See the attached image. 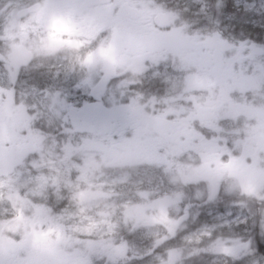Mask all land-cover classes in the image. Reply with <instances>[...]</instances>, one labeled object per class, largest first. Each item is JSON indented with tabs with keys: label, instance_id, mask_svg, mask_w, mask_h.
<instances>
[{
	"label": "snow or ice",
	"instance_id": "obj_1",
	"mask_svg": "<svg viewBox=\"0 0 264 264\" xmlns=\"http://www.w3.org/2000/svg\"><path fill=\"white\" fill-rule=\"evenodd\" d=\"M125 7L121 5V11L114 12L111 0H35L23 13L13 14L3 28V35H0L8 48L7 55L0 59L9 69L11 82L15 83L16 77V72L12 70L26 66L34 57L54 56L61 51H70L73 45L79 48L104 33L106 35L100 39L98 46L88 51L83 59L75 55L73 66L79 64L85 70L80 84L91 86L97 70L103 69L105 87L93 88V93L99 95L106 91V85L117 69L141 75L149 71L148 64L158 67L159 61H166L169 54L174 58L189 57L210 82L207 95L196 102L190 115L181 122L185 128L191 124V131L186 132L183 141L152 138L136 131L135 125L129 121L132 134L128 138L123 131L118 134L111 131L98 133L96 127L80 123L81 114L73 111L59 91L34 88L33 93L41 95L48 105L46 113L26 114V126L37 135L24 145L20 161H27L34 154L43 159L45 138L36 125L38 119L45 115L49 122L53 119L64 121L66 139L62 151L51 161L53 175L28 173L26 183L32 186V193L47 200L51 186L56 190L53 194L58 197L59 186L62 183L70 184L74 169L80 173L79 179L87 181L93 173L104 168L174 170L185 181L206 180L213 189L220 179L227 176L236 181L234 186L249 194L264 188V159H257L254 155L252 163L246 164L247 152L235 155L228 148L227 138L221 143L219 133L224 130L223 125L227 121L218 110L212 111L219 103L216 88L212 86L216 82L221 83L225 98L232 93V85L226 83L229 77L233 83H258L259 89L264 91V75L257 79L258 74H264V48L258 49L255 45L241 42L239 50L246 58L237 70L236 58H229L237 48L223 40L220 33L201 39L199 36H185L183 29L161 32L153 27V14L150 11L135 10L134 14H130ZM127 7L134 8L132 5ZM19 16L24 18L20 19ZM65 36L84 39H62ZM146 39H183L191 43L185 49H164L151 54L138 47ZM240 92L243 95L244 89L241 88ZM0 102L14 103V90L0 87ZM202 110L209 111V118L193 122ZM113 135H117L118 139H113ZM239 143L236 141L237 148ZM185 155L192 163L182 162ZM259 156L264 157V148L259 151ZM32 166L37 167L35 162ZM13 167L0 168V189H8L12 208L11 213L5 208L6 218L0 219V264H94L92 254L102 247L103 241L77 239L74 244L70 243L63 224L64 215L54 214L46 203H34L27 196H21L23 173L15 174ZM99 195L101 193L77 192L76 199L85 203ZM164 207L166 202H161L160 215L153 219L167 222ZM25 209H30V214L26 215ZM144 213L145 209L140 206L128 210V214L137 219H143ZM93 227L77 231L91 234ZM257 243L260 251H264V241L257 240ZM251 245L252 241H248L242 247L251 254L256 252ZM236 251L239 252V249Z\"/></svg>",
	"mask_w": 264,
	"mask_h": 264
},
{
	"label": "clouds",
	"instance_id": "obj_2",
	"mask_svg": "<svg viewBox=\"0 0 264 264\" xmlns=\"http://www.w3.org/2000/svg\"><path fill=\"white\" fill-rule=\"evenodd\" d=\"M33 3L35 0H0V35L13 14L23 13ZM130 5L134 10L150 11L154 25L161 32L183 29L189 34L198 33L201 39L218 32L237 49L245 39L241 32H246L248 26L264 30V0H130ZM104 35L100 34L90 44H82L79 48L73 45L70 51L34 57L26 66L12 70L16 72L15 83L11 82L9 69L0 59V87L14 90V103L24 104L30 114L46 113L48 101L33 93V89L39 87L38 80L71 78L81 81L85 70L79 64L73 66L75 55L83 59L88 51L98 46ZM62 39L82 41L84 38L65 36ZM7 51V42L0 39V57L6 56ZM104 75L103 69H98L95 78ZM152 80H159L160 91L145 88ZM108 86L117 98L123 94L125 103L137 101L158 112L191 103L178 98L165 78H154L149 72L134 75L117 69ZM36 126L44 129L41 131L45 138L44 156L42 159L34 154L19 170L23 173L20 194L34 203L47 204L56 190L50 186L47 200H43L32 193V186L26 183L27 175L29 172L53 175L50 164L62 151L66 136L60 122L57 120L50 125L46 115L38 119ZM219 136L221 143L227 138L233 154H239L235 137L228 130L221 131ZM182 162L192 163L187 155L182 157ZM79 176L74 169L70 184L59 186L56 199L63 207L54 214L64 215L63 224L70 243L74 244L77 239L103 241L102 247L92 254L94 264H264V256L255 252L249 254L242 247L252 241L254 249L248 225L264 238V188L249 194L234 186L236 181L226 176L213 189L206 180L185 181L174 170L169 172L163 168L132 171L104 168L93 173L87 181ZM84 191L101 195L81 203L76 194ZM161 202H166L167 222L153 219L160 215ZM134 206L145 209L143 219L128 214L129 208ZM0 207L7 208L9 213L12 211L6 187L0 189ZM25 214H30V209H25ZM3 218L6 217H0ZM89 226H94L91 234L77 231Z\"/></svg>",
	"mask_w": 264,
	"mask_h": 264
},
{
	"label": "flooded vegetation",
	"instance_id": "obj_3",
	"mask_svg": "<svg viewBox=\"0 0 264 264\" xmlns=\"http://www.w3.org/2000/svg\"><path fill=\"white\" fill-rule=\"evenodd\" d=\"M111 2L114 5V12H120L121 5H125L127 12L130 14L135 13L134 9L127 7V5H130V0H111ZM153 27L157 29L155 25ZM184 35L188 37L199 36V34L186 32H184ZM241 35L246 36L247 34L241 33ZM190 43V41L183 39L164 41L146 39L140 42L138 47L145 52L157 54L164 49H185L190 46ZM260 47L263 48L261 45ZM232 57L236 58V68L239 70L240 63L246 56H242L240 50H236L231 53L229 58ZM169 61L171 62L170 64ZM145 63L148 64L147 61ZM244 66L246 68L247 64ZM148 68L149 71L147 72L151 73L154 78H165L171 84V89L177 94V97L190 101V106H170L158 112L154 109H148L147 105H142L137 101L125 103L123 94H121L120 98H117L108 86L109 83L106 85V91L97 95L93 93V88L103 89L105 87L103 78H94L91 86L86 87L82 86L80 81L71 78L59 81L55 80V78L52 80L43 78L39 79V87L41 89L51 87L54 90V87H56V89L67 92L66 103L71 105L74 112L81 114L80 123L96 127L98 133L105 131H111L114 134H118L121 131L127 132L130 130L129 121H131L133 124L136 123L149 129L155 138L183 141L186 138V132L191 131V124H189L188 128H185L181 122L187 119L196 102L207 95L210 82L193 65L189 57H184L183 59L180 57L174 58L169 54L166 61H159L158 67L148 64ZM262 75L264 74H258L257 79L259 80ZM227 80H230V85H232V93L227 98L223 94L220 82L212 85L216 88V95L219 98L218 105L212 111L218 110L222 118L227 121L223 125L224 130H228L235 137V144L236 141L240 142L238 147L239 154L247 152L245 163L250 165L254 155L257 156V159H261L259 151L264 148V126L260 125L256 134L251 132V121L256 117H264V91L259 89L258 83L253 84L245 81L233 83L231 77L227 78ZM145 88L149 91H160L161 85L159 80H152L145 85ZM241 88L246 90L243 95L240 92ZM234 89H237L236 92ZM124 105L126 107L123 109ZM0 114L3 118L8 119L9 127H13L14 134L13 139L10 136H5L7 133L4 132V128L0 127V137L5 136V141L0 143V168L13 165L14 173L20 172L19 170L24 168L26 161L21 162L20 158L15 161L13 158H15V151L21 153L24 150L25 144L21 143L23 138L20 131L21 127L14 122L15 125L13 123L10 124L9 120L12 114L3 107H0ZM26 114L27 110L21 107V118L23 119ZM18 118V114L14 113L13 119L18 121ZM208 118L209 111L202 110L193 122L198 123L200 120ZM114 136L118 137L117 135ZM7 152L12 155V159L9 161L6 160L5 156Z\"/></svg>",
	"mask_w": 264,
	"mask_h": 264
},
{
	"label": "rangeland",
	"instance_id": "obj_4",
	"mask_svg": "<svg viewBox=\"0 0 264 264\" xmlns=\"http://www.w3.org/2000/svg\"><path fill=\"white\" fill-rule=\"evenodd\" d=\"M220 6V5H218ZM229 8H231V5H229ZM251 28L253 29H257L258 31H246V32H241V33H244V34H247L244 39V42L245 43H249L251 45H255L258 49L261 48L260 45L264 48V39L261 40V38H264V30H260L258 27L256 26H250ZM198 34V33H196ZM239 50V48L237 49ZM245 67V66H244ZM40 80H38V84H39ZM226 83L230 84V80H226ZM40 90H44V89H52L51 87H45V88H40L38 87ZM55 88V91H59L61 94H62V98L65 100L66 102V96H67V92H64L63 90L61 89H56ZM237 89H234V91L236 92ZM246 91V90H244ZM220 94H222V92H220ZM5 99H7V97H5ZM70 105V104H68ZM24 107L26 110H27V113H29L28 111V108L20 103V104H17V103H12V102H8V103H2L0 102V107H3L5 110H8L11 114H12V117L11 119L9 120L10 121V124L11 123H17L19 125V127H21L20 131L23 135V138L21 139V143L22 144H28L30 143V141L32 140L33 137H35L37 135V133L35 131H33L32 129H30L29 127L26 126L25 124V117L22 119L21 118V107ZM71 106V105H70ZM140 107V106H138ZM111 109V107H110ZM113 109V107H112ZM14 113H17L19 118H18V121L13 119V115ZM57 120H51L49 122L50 125L52 124H55ZM60 122V125L63 127L64 129V121L63 120H58ZM13 123V124H14ZM21 123V124H20ZM69 123H71V120L69 121ZM15 125V124H14ZM135 125V130L142 133V134H148L150 137L152 138H155L154 135H152V133L150 132L149 129L145 128V127H142L140 125H137L136 123H134ZM260 125H263L264 126V117L262 118H255L251 121V132L252 134H256ZM0 127L1 128H4V132L7 133V135L5 136H10L11 137V133H10V127H9V122H8V119L6 118H3V116L0 114ZM38 129H40V131H43L44 129L42 128V126H38L37 127ZM25 131V132H24ZM125 134V137L128 138L131 136L132 134V129H130L129 131L127 132H124ZM5 136H1L0 137V143L3 141H5ZM3 139V140H2ZM113 139H118V137H115L113 135ZM160 151H163L162 149ZM22 153V152H21ZM21 153L20 152H17L15 151L14 152V156L15 158H13V160L15 161H18V159L20 158L21 156ZM6 160L9 161L12 159V155L10 152H7L6 153ZM261 159H264V157H261ZM16 174H19L20 172H15ZM47 206L50 207L54 213H58L62 210V207L63 205L56 199V196L55 194H52L51 198L48 199V203H47ZM5 215V209L3 207H0V217L4 216ZM244 227V226H242ZM248 229H249V233H251V226L248 225L247 226ZM262 240L264 241V238H262ZM256 253V252H255ZM258 254V253H256ZM259 256H264V255H261V254H258Z\"/></svg>",
	"mask_w": 264,
	"mask_h": 264
},
{
	"label": "trees",
	"instance_id": "obj_5",
	"mask_svg": "<svg viewBox=\"0 0 264 264\" xmlns=\"http://www.w3.org/2000/svg\"><path fill=\"white\" fill-rule=\"evenodd\" d=\"M245 31H258L257 29H253L250 26H248ZM243 32V31H242ZM258 230L257 229H251V235L253 236L254 240V248L256 249V253L264 255V251H260L259 244L257 243V240L263 241L262 238L256 234Z\"/></svg>",
	"mask_w": 264,
	"mask_h": 264
}]
</instances>
